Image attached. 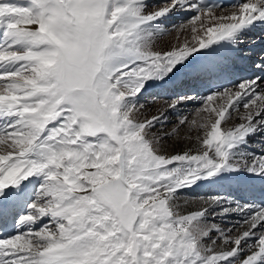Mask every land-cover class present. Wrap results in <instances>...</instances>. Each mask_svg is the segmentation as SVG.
Wrapping results in <instances>:
<instances>
[{
	"label": "bare ground",
	"instance_id": "bare-ground-1",
	"mask_svg": "<svg viewBox=\"0 0 264 264\" xmlns=\"http://www.w3.org/2000/svg\"><path fill=\"white\" fill-rule=\"evenodd\" d=\"M145 1V5L141 6L137 5V0L116 1L121 4L117 8L121 18L115 31L129 34L128 38L136 45V49L121 55L112 65L126 58L138 62L129 78L125 79L124 73H121L116 76L115 83L126 90L128 96L147 92L144 100H148L147 97L167 100L175 96L173 91L179 93L178 100L183 106L178 108V102L176 108L174 103H155V100L156 106L151 113L143 112L141 119L132 117L134 124H142L139 128H134L135 133L144 129L145 123L141 122L144 116H147L151 123L157 118H162L165 110L166 113L171 109L176 112H172L171 116L166 114L164 121L156 123L161 131L165 128L161 125L163 123L188 119L185 127L178 128V124L176 127L170 126L166 136L175 131L177 133L173 138L156 144V154L162 162L180 163L182 167L171 170L174 173L171 177H162L161 182L146 193L149 195L147 200L157 203L162 230L172 236L191 229L198 216L205 220L209 213L215 210L212 217L214 223L208 225V230L213 233L208 237L209 249L201 250L199 255L194 254L178 264H264V204L259 201L260 194L255 190L246 189L248 187L245 184H253L264 190V171L261 170L264 168V156L259 154L264 152V147L259 148L257 153L250 150L249 143L256 129H261L260 134H264V77L251 74L246 81L239 83L241 85L236 91L225 87L222 91H227L226 95H221V91L216 93L221 95L217 99L214 98L216 94H207L199 87L192 88L183 84L186 81L190 84L193 76L202 75L203 71L207 72L211 67L219 69L226 76L237 74L241 78H244L243 72L252 73L255 67H264L263 53L258 56L249 55L250 53L245 51L246 48L252 47L264 49V0H242L236 7L212 11L203 10L195 0ZM149 2L159 5L145 9L147 11L142 10L143 6H149ZM29 8L36 17V22L31 27L35 30L40 22L39 12L33 4ZM193 14L197 15L191 17ZM161 15L168 19V24L158 29L162 37H152L151 33L148 37L150 44L139 49L140 43L146 40L147 36L141 28L155 30V23ZM189 17L191 18L188 20ZM181 20H188L187 25L173 26L174 23H181ZM36 53L44 56L46 60H51L54 56L48 48L34 54ZM255 59L261 62L255 63ZM243 62L245 64H242ZM21 81H13L10 86L14 87L11 88L7 85L0 86V132L11 130V133H6H10L9 135L0 136V207L9 204L13 212V224L17 228L13 237L0 239V264H33L36 259L43 261L42 258L45 259L41 264H85L84 256H91L97 246L91 247L88 243L82 246L79 241L80 243L74 242L67 248L63 247L55 235H50L52 233L48 228L53 223L49 220L52 216L56 218L57 214L61 215L71 205L75 207L82 204L85 192L89 193L91 190L90 186L83 188L82 185L76 198L63 204L58 212L53 211V215L46 210L36 216L31 215L35 204L30 205V199L39 200L41 191L39 189L38 194L33 195L35 185L46 178L63 177L68 169L73 168L72 163H69V156H61L58 159L53 154L57 144L66 143L55 134L63 133V129L55 128L42 134L41 139L31 146L24 143L23 138L28 132L25 130V124L34 121L35 114L51 104L52 87L49 86L50 80L45 78L39 82L36 91L29 93L25 92L24 88L17 87L22 85ZM180 91L189 94L183 96ZM256 97L259 99L255 100ZM193 103L198 105L197 109L192 106ZM240 104H250V109L245 113L234 112L233 109ZM147 111L149 112V108ZM14 116L18 119H14ZM260 116L263 117L261 120L253 121ZM7 121L12 122L8 128L3 125ZM238 144L240 148H247L239 151ZM111 155L110 153L104 158L109 164L113 159ZM231 160L236 164L230 165ZM244 161L249 163L244 165ZM258 161L260 164L254 165ZM238 164L244 165L248 173H239ZM253 165L258 166L260 172H249ZM84 166L86 171L94 169V164L90 167ZM96 166L101 167L100 164ZM86 171L82 170L80 179L88 176L89 171ZM241 173H246L245 179L237 176ZM43 195L45 196V193ZM224 223L229 224L228 227H223ZM232 224H235L236 228L232 229ZM40 227L42 236L38 235L41 238L50 235L48 239L54 240V244L49 245L47 251L37 257L34 252L43 249L40 250L38 245L34 244L32 235L39 233L35 229ZM221 230H235L232 232L234 237L221 238V235H217ZM187 242L190 245L196 244L192 239ZM258 256L263 258L261 263Z\"/></svg>",
	"mask_w": 264,
	"mask_h": 264
},
{
	"label": "rangeland",
	"instance_id": "rangeland-1",
	"mask_svg": "<svg viewBox=\"0 0 264 264\" xmlns=\"http://www.w3.org/2000/svg\"><path fill=\"white\" fill-rule=\"evenodd\" d=\"M116 1L0 0V86L7 85L11 88L14 87L10 86L13 81L22 80V85L17 87L30 93L38 89L42 79L50 80L52 102L35 114L33 123L25 124V130L28 132L23 138L24 143L31 146L41 139L42 134L61 128L63 133L55 134L66 143L57 144L58 150L54 148L53 154L58 159L61 156H69V163H72L73 170L68 169L63 177L46 178L47 180L44 179L35 185L33 195L38 194L39 189L41 191L39 200L30 199L29 204H35L31 215L36 216L45 210L53 215V211L58 212L63 204L76 198L79 188L91 187L89 193L85 192L82 204L75 207L71 205V208H66L61 215L57 214L56 218L52 216L49 219L53 221L48 228L52 233L50 235H55L66 248L79 241L82 246H86V243L91 247L97 246L91 256H84L85 264H178L194 254L199 255L201 250L209 249L208 237L213 233L208 230V225L214 223L212 217L215 210H212L205 220L198 216L191 229L179 234L180 236H172L162 230L157 203L147 200L148 191L153 190L164 177L174 175L171 170L182 167L180 163L162 162L156 154V144L173 138L177 132L167 136L166 132L177 124L178 128L185 127L188 119L169 122L170 124L163 123L161 125L165 127L164 130H159L157 124L164 121L167 115L171 116L172 112H176L174 109L169 111L168 108L169 112L166 113L165 110L163 114L164 120L163 117L159 118L160 120L157 118V121L150 123L147 116H144L141 121L145 123L144 129L135 133L134 128L137 129L142 124H134L132 117L141 119L143 112L151 113L157 101L174 103L176 108L178 102V108L183 104L178 100V94L167 100L150 97L144 100L147 92L128 96L126 90L115 83L116 76L121 73H124L125 79L129 78L138 62L126 58L112 65L121 55L136 49V45L128 38L129 34L115 31L121 18L117 9L121 4ZM145 2L137 0V5H145ZM149 3V6H143L142 10L147 11L159 5ZM32 4L37 7L40 17L35 30L31 29L36 22V17L29 8ZM156 14L159 16V12ZM164 16L161 15L155 23L156 31L141 28L147 36L146 40L137 46L139 49L150 44L148 37L151 33L152 37H162L158 29L168 24V19ZM188 20H181L183 23H174L173 26L187 25ZM27 32L32 33L30 35ZM47 48L53 52L51 60H46L39 53H36L39 56L34 54ZM252 49L256 48L245 51L250 55H259L261 52ZM243 81H235L229 85V89L236 91ZM226 93L227 91H221V95ZM186 95L188 93H184V96ZM216 95L213 96L215 99L221 96ZM257 98L259 99H254ZM194 103L192 106L197 109L198 105L195 106ZM249 105L240 104L233 111L245 113L250 109ZM262 118L260 116L253 121ZM14 119L18 118L14 116ZM10 123L12 124L7 121L3 125L8 128ZM256 130L249 143L250 150L259 153L257 150L264 147V134H260L261 129ZM10 131L0 132V136L9 135ZM8 132L10 133L6 134ZM246 148H240L239 145V151ZM110 153L113 156L111 164L104 159ZM261 153V156H264V152L259 154ZM248 163L242 162L244 165ZM92 164L94 169H87V172L84 165L90 167ZM96 164H100L102 168ZM229 164L234 165L236 162L231 160ZM257 164L260 162L254 163ZM244 165H237L240 168L239 173H248ZM254 165L249 172L259 170V167ZM82 170L86 171L88 176L81 177V180ZM261 170L264 171V168ZM246 173L237 176L245 179ZM249 187L254 189L252 184ZM227 225L229 224L224 223L222 226L228 227ZM232 225L229 227L236 228L235 224ZM40 229L36 228L39 233L32 235L34 244L38 245L40 250L43 249L34 252L37 257L47 251L49 245L54 244V240L48 239L50 235L41 238L42 227ZM233 231L235 230H221L217 235H221V238H233ZM255 235L253 236L256 237ZM188 239L196 241V244L190 245ZM42 259L44 261L45 258ZM258 260L261 263L263 258L258 256ZM43 261L36 259L33 264H41Z\"/></svg>",
	"mask_w": 264,
	"mask_h": 264
}]
</instances>
